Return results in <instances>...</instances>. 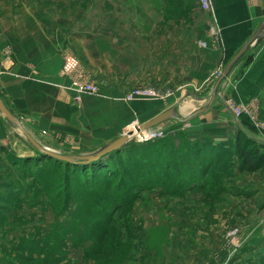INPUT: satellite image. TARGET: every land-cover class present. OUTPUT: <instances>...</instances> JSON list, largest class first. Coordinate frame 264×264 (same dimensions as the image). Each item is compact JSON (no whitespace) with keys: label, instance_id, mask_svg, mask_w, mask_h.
Segmentation results:
<instances>
[{"label":"rangeland","instance_id":"1","mask_svg":"<svg viewBox=\"0 0 264 264\" xmlns=\"http://www.w3.org/2000/svg\"><path fill=\"white\" fill-rule=\"evenodd\" d=\"M107 1L0 0V67L11 71L17 59L14 46L26 43L28 25L35 17L39 19L37 23L56 31H68L74 26L88 29L92 24H100L101 29V23L107 22L92 21L90 12H113L116 17L112 28L139 31L141 38H134L132 53L118 51L122 48V33L116 34L120 36L116 37V50L107 53L113 60L109 71L86 69L80 64L81 56L73 62L74 54L63 51L58 75L65 81L56 86L69 92L73 102L79 104L84 95H101L98 81L124 85L126 89L117 99L153 105V109L127 123L123 131L150 119L157 110L177 109L183 99L192 101V107L206 105L223 60L213 66L205 56L197 29L194 45L188 49L176 45L179 37L174 38V23L186 24L177 18L187 13L199 17L204 11L199 3L165 0L153 4L156 14L144 21L133 17V10L138 11L134 5L125 8L121 3ZM123 13H131L133 20L123 19ZM142 40H146L147 52H142ZM127 58L130 63L124 68ZM75 80L91 82L98 89L83 94L78 101L72 87ZM148 89L154 94L129 97L136 90ZM228 94L226 106L230 104L236 113L228 107L227 110L236 117H245L255 131L264 135L262 98L238 100L233 93ZM188 120L169 118L149 128L156 136L148 140H141L147 129L137 133L120 152L105 156L101 166L79 169L78 175L72 173L70 165L41 155L30 141L39 153L28 162L26 158L8 159L7 151L1 150L0 156L11 165L0 166L1 262L35 264L23 258L35 259L39 255L29 242L39 243L41 237L48 236V243L58 242L61 246L60 252L47 259L51 264H264V164L254 171L241 165L235 150L238 132L216 141L204 134L201 119ZM11 125L24 135L21 128ZM65 141L73 146L76 142L73 137ZM38 143L64 154L83 155L97 150L64 151ZM245 146L264 151V142L257 140ZM136 147L151 154L143 157L146 160L142 161V169L157 156L154 161L160 167L158 176L167 170V165H178L174 167V183L146 184L130 176L127 170L136 166L138 156L127 151ZM90 171L95 175H89ZM34 175L41 178L40 182ZM20 183L22 190L18 191ZM37 188L42 193L29 204L24 196L33 197ZM55 194L51 201L49 197Z\"/></svg>","mask_w":264,"mask_h":264},{"label":"crops","instance_id":"2","mask_svg":"<svg viewBox=\"0 0 264 264\" xmlns=\"http://www.w3.org/2000/svg\"><path fill=\"white\" fill-rule=\"evenodd\" d=\"M108 1L114 5L121 3L125 8L134 5L138 11L133 10V17L144 21L151 20L152 15L156 14L153 4L165 2V0ZM212 2L214 6L212 13L201 11L197 18H194V13H187L186 16L181 14L177 19L180 22L186 21V24L174 23V38L179 37L176 45H185L188 49L189 45L191 47L194 45L197 29L199 40L205 43L203 46L205 56L213 62L214 67L223 60L220 69L222 70L263 20L264 0H212ZM122 15L127 21L133 20L131 13ZM89 16L97 23L99 21L107 23H101L104 27L101 29L100 24H92L88 29L74 26L68 31H56L55 28L37 23L39 19L35 17L34 22L28 25L26 43L14 46L17 59L11 66V71H4L0 67V97L19 118L22 128L36 141L50 148L64 151L98 149L123 134L126 131H123V127L131 120L138 119V116L141 117L153 109L150 103L117 99L116 97L122 95L126 89L124 85L98 81L101 95H84L79 104L73 102L69 92L56 86V83L65 81V78L58 75L60 67L63 66L65 56L63 51L70 50L74 54L73 62L77 61V56L79 58L81 56L80 64L86 69L92 67L95 71L104 69L109 71L111 70L109 64L113 60L107 53L114 50V45L117 44L116 37H122V48L118 51L121 50L123 53H132L136 44L134 38L136 36L141 38L139 31L135 29L112 28V21L116 17L113 12H90ZM213 25L217 31L210 29ZM120 33L122 35H116ZM168 34L173 35L172 31ZM140 42L143 45L142 52H147L146 40ZM127 59L124 68L130 63L129 58ZM10 63L7 62L6 66L8 67ZM107 73L111 75L110 72ZM229 92L238 100L261 97L264 109V38L250 46L220 82L216 98L210 107L187 119L188 121L201 119L204 134L216 141L229 139L236 135L237 131L243 130L257 142H264V135L255 131L245 117H236L227 110L225 98ZM191 103L192 101L188 99L177 103L178 115L184 118L198 107H192ZM161 110H157L149 118ZM68 137L74 138L76 141L74 146L65 141ZM1 150L7 151L8 159L30 158L39 153L26 136L14 128L2 113H0ZM8 163L10 164L0 156L1 167L8 168L11 166Z\"/></svg>","mask_w":264,"mask_h":264},{"label":"trees","instance_id":"3","mask_svg":"<svg viewBox=\"0 0 264 264\" xmlns=\"http://www.w3.org/2000/svg\"><path fill=\"white\" fill-rule=\"evenodd\" d=\"M237 132H238L237 138L235 141L236 154H237L238 158L240 159V163L242 166H245L249 171H254L255 169H257L258 167H260L261 165L264 164V151L251 150V149L246 148L247 146H245V143L256 144V140L254 138H252L251 136H249L243 130H239ZM242 139H243V141H242ZM146 142L141 143L142 146H145ZM142 146L139 145V147H142ZM123 147L124 146H122L119 149L108 152L95 161H89V162L78 161V162H74V163H69V162L61 161L59 159H55V158H51V157L50 158L54 159V161L56 163H64V164L70 165L71 167H73L72 169H74V171L72 173L75 175H78L77 173L80 172L79 169L84 170V168L86 169V167H91L92 169H94L95 166L99 167L102 165V162L106 161L105 156L109 157L108 155L118 153L123 149ZM143 150L144 149L136 147V148H131L127 151L128 154H130V155L131 154H137L135 157L138 156V161H136V166L132 167V169L129 168L127 170V173L130 176L135 175L137 179L138 178L140 179L141 183L154 184L156 182H165V181L166 182L168 181L169 183H174V167L176 168L178 165H174V164L173 165L172 164L167 165L166 166L167 170L165 172H163V174H161L163 177L158 176L160 174V169H159L160 167H159L158 163L156 161H154V159L157 158V156H155V158H153V159L151 158V160H149L147 162V165H146L147 168L146 169H142L141 165L144 163L142 161L146 160L143 157L151 156L150 153L143 152ZM41 155H43V154H41ZM31 159L32 158L30 157V158H26L25 160L28 162ZM36 160H38V159H36ZM94 172L95 171H90V173H88V174L94 176L95 175ZM31 175H33V174H31ZM34 176H35V181L40 182L41 178H39L38 175H34ZM29 188H31V186ZM21 190H22V186L20 183L19 187H18V191H21ZM40 193H42L41 189L37 188L36 191H34L33 197H30V196H29V198H28V196H24V197H26L28 199L29 204H32V202H36L35 199H38V197L40 196ZM49 195H48V197H49ZM56 195L57 194H55L53 197H49L50 200L51 201L54 200L56 198ZM18 200L21 201L20 197ZM48 240H49V237L47 236L45 238L41 237L39 243H37L36 241H34L33 243L29 242V244L33 245L31 247L32 250H34V249L39 250V253H38L39 255L35 259H31L30 257H25V256L23 258L25 260L33 261L35 264H46L48 262L47 259L50 257L52 259V256H54V254H56V251L60 252L59 247H61L58 242H53L52 244H50V243H48ZM44 252H46V255L44 254ZM3 260L4 259L0 257V264H6V263L1 262ZM55 261H56V259H55ZM50 262H48L47 264H51Z\"/></svg>","mask_w":264,"mask_h":264},{"label":"water","instance_id":"4","mask_svg":"<svg viewBox=\"0 0 264 264\" xmlns=\"http://www.w3.org/2000/svg\"><path fill=\"white\" fill-rule=\"evenodd\" d=\"M263 38H264V18L259 24V26L250 35V37L238 48V50L231 56V58L225 64L220 75L216 78L214 82L213 90L211 92L210 98L206 105L200 108H197L196 110H194L193 112H191L184 118L178 115V112L175 107L167 108L165 110L160 111L159 113H157L150 119L146 120L145 122L139 125H135L134 126L135 131L141 134L144 130L149 129L169 118H177L181 121H186L191 116L205 111L214 102L216 95H217V88L220 82L229 74L233 66L246 53L249 47L257 43ZM0 113H2L4 117L11 124L21 128L22 132L27 137V139L40 151L41 154H43V156L52 157V158L59 159L61 161H65L69 163H74L78 161H82V162L95 161L99 159L100 157H102L103 155H105L106 153L121 148L126 142H128L132 137H134L133 131L128 130L127 132L119 135L115 139L109 141L108 143L103 145L101 148L97 149L95 152L90 153V154L76 155V154L58 153L49 148L43 147L32 136H30L22 128L19 118L12 113V111L6 106V104L4 103L1 97H0Z\"/></svg>","mask_w":264,"mask_h":264},{"label":"built area","instance_id":"5","mask_svg":"<svg viewBox=\"0 0 264 264\" xmlns=\"http://www.w3.org/2000/svg\"><path fill=\"white\" fill-rule=\"evenodd\" d=\"M197 2L199 3V6L202 10L204 11H207V12H210L212 13L214 11V6H213V2L212 0H197ZM211 30H216L217 31V28L215 25H213L211 28ZM215 31V32H216ZM201 44L205 45L204 42H201ZM221 73V72H220ZM219 73V75H220ZM73 86V89L74 91L76 92V95H75V99L76 100H80L81 96L83 94H91V93H94L97 91V86L94 85L93 83L91 82H85V81H81V80H75L72 84ZM152 95L154 94V92L150 89L148 90H136L135 92H132L129 97L130 98H136L137 96H140V95ZM227 107L233 111L234 113H236V111H234V109L231 107L230 104L227 103ZM148 132L147 134H145V136L143 138H141V140H148L152 137H155L156 136V133L152 132V131H149L150 129H147Z\"/></svg>","mask_w":264,"mask_h":264},{"label":"bare ground","instance_id":"6","mask_svg":"<svg viewBox=\"0 0 264 264\" xmlns=\"http://www.w3.org/2000/svg\"><path fill=\"white\" fill-rule=\"evenodd\" d=\"M132 130L134 132L133 135L135 136L138 132L134 131L135 130L134 128Z\"/></svg>","mask_w":264,"mask_h":264}]
</instances>
